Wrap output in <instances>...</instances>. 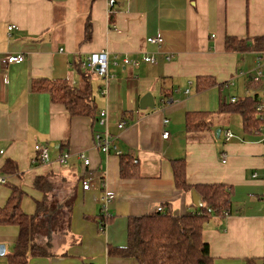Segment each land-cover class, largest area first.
<instances>
[{"label":"crops","instance_id":"0c3cea01","mask_svg":"<svg viewBox=\"0 0 264 264\" xmlns=\"http://www.w3.org/2000/svg\"><path fill=\"white\" fill-rule=\"evenodd\" d=\"M157 36L161 43L148 42ZM227 37L254 49L228 50ZM101 52L108 54V80L84 65L89 55ZM262 52L264 0H0V176L6 178L0 207L16 186L26 193L23 211L33 214L43 199L34 186L38 177H48L63 201L73 199L68 227L54 238L52 256H32L29 264L34 258L43 264H139L108 255L110 247L127 246L130 218L199 212L191 192L176 186L175 160L186 161L189 184L231 191L230 215L213 216L204 227L212 264H264V143L229 110L234 97L262 94L264 83L259 88L249 77ZM16 54L25 61L2 63ZM125 59L139 65H125ZM86 74L97 112L108 114L113 144L122 155H133L127 178L120 156L96 145L104 126L72 116L51 93L35 89L59 80L83 88ZM148 93L155 107L141 109ZM188 114L200 115L197 123L204 125L190 130ZM227 130L236 137L226 141ZM36 145L48 148V163L39 159ZM64 152L70 157L60 164ZM7 161L16 163L17 173L4 172ZM107 191L116 196L105 210ZM18 231L0 225L5 246L0 264H8Z\"/></svg>","mask_w":264,"mask_h":264},{"label":"trees","instance_id":"16d2710c","mask_svg":"<svg viewBox=\"0 0 264 264\" xmlns=\"http://www.w3.org/2000/svg\"><path fill=\"white\" fill-rule=\"evenodd\" d=\"M91 22L86 26V38H90ZM256 49L262 48V39L256 40ZM228 50L241 51L254 49L246 41L227 37ZM90 75V73L88 72ZM88 74L84 75L85 85L79 88L65 80L47 81L37 91L51 93L54 102L64 104L72 116H87L97 124V107L91 94V83ZM251 82L255 83L252 74ZM209 84V83H208ZM206 84V85H208ZM260 86L261 83H255ZM213 85V83H212ZM260 88V87H259ZM258 94L250 98L238 99L229 110L239 113L246 132H253L261 125L256 110ZM200 115L188 114V128L201 127L197 123ZM249 133V132H248ZM121 158V175L124 178L131 174L129 166H135L133 155H119ZM128 168V170H127ZM13 161L4 166L6 174L17 173ZM176 186L186 192L196 190L201 196L203 207L196 213L175 216L172 212L158 211L155 214L129 219L128 244L126 247H110L108 255L119 258H135L139 264H212L208 243L203 240L206 222L213 216L230 215L231 191L224 185H191L188 183L186 161H173ZM35 189L43 193V199L36 201L35 212L31 215L22 209L26 193L19 187H12L7 204L0 207V225H15L18 236L14 252L8 256V264H29L30 257L52 256L53 240L64 234L69 223V213L73 209V199L63 201L56 185L48 177H38ZM67 223V224H66ZM255 260H248L247 264Z\"/></svg>","mask_w":264,"mask_h":264},{"label":"built area","instance_id":"2783aa9c","mask_svg":"<svg viewBox=\"0 0 264 264\" xmlns=\"http://www.w3.org/2000/svg\"><path fill=\"white\" fill-rule=\"evenodd\" d=\"M15 26L14 25H10L8 27V30L11 31L12 29H14ZM148 42L150 43H161L162 42V38L157 36V37H150L148 38ZM26 59V57L23 54H16V55H8L6 56L3 60L2 63L6 66H10V65H16V64H20L22 62H24ZM144 61L146 62H152L155 63V59L153 57H146L144 58ZM123 63L125 65H131V66H138L139 62L136 60H130V59H125L123 61ZM118 65V63H116ZM92 73H95L99 76L104 77L106 80H108L109 78H111L109 69H108V54L106 52H101V53H93L91 55H89L86 58V62L84 64ZM252 74V78L254 80L255 83H264V52L260 53L259 57H258V61H257V68L251 73ZM255 96L253 94H249L246 97L250 98ZM257 100L258 102L256 103V110L258 112V117L261 121V125L259 126V128L256 129L255 134L259 137V140L264 143V86L262 88V94L259 96H257ZM237 98H232L231 102L235 103L237 102ZM168 122V120H164V124L166 125ZM98 123L101 126H104L106 128V131L103 133H99L96 135V145L98 148H100L103 152L105 153H110L111 151H114V153L120 155L121 152L118 150L117 146H115L113 144V138L112 136L109 134L108 131V114L106 113V111H101V113H99V119H98ZM119 128L122 129L124 126V123H120ZM225 135V139L226 141H230L232 139H234L236 136L235 134L230 131L227 130L224 133ZM169 136V132H164L163 133V138L167 139ZM35 150L37 153H39V159L43 162V163H48L49 162V154H48V148L41 146V145H36ZM3 154V151L0 152V156ZM70 157V154L68 152H64L61 155H59L58 157V161L60 164H66L68 162V159ZM80 158L84 161V165L85 166H89L90 165V160L83 154H80ZM226 157H224V160ZM0 183L4 184L6 183V178L0 176ZM90 188V184L87 181L83 182V189L84 190H88ZM115 193L112 191H107L104 195L103 198V206L104 209L107 210L108 205L113 202V200L115 199Z\"/></svg>","mask_w":264,"mask_h":264},{"label":"water","instance_id":"95a60500","mask_svg":"<svg viewBox=\"0 0 264 264\" xmlns=\"http://www.w3.org/2000/svg\"><path fill=\"white\" fill-rule=\"evenodd\" d=\"M140 107H141V109H147V108H154L155 107L154 97L152 96V94L148 93L141 99ZM218 133H219V131H218ZM191 194H192L193 204L197 208L201 209L203 207V202H202L201 196L199 195V193L196 190H193L191 192ZM4 253H5V246L0 245V256L4 255Z\"/></svg>","mask_w":264,"mask_h":264},{"label":"rangeland","instance_id":"374dc122","mask_svg":"<svg viewBox=\"0 0 264 264\" xmlns=\"http://www.w3.org/2000/svg\"><path fill=\"white\" fill-rule=\"evenodd\" d=\"M254 67H255V69H256V68H257V64L254 65ZM12 250H13V249H12ZM11 252H13V251H10V249H9V251L7 252V254L10 255ZM34 259H35L34 262H32L31 264H43V263H44V262L41 261L39 258H38V259L34 258Z\"/></svg>","mask_w":264,"mask_h":264}]
</instances>
